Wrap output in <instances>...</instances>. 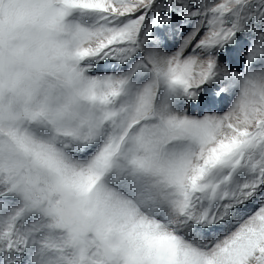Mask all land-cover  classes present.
<instances>
[{
    "label": "snow or ice",
    "instance_id": "6c2138e0",
    "mask_svg": "<svg viewBox=\"0 0 264 264\" xmlns=\"http://www.w3.org/2000/svg\"><path fill=\"white\" fill-rule=\"evenodd\" d=\"M0 264H264V0H0Z\"/></svg>",
    "mask_w": 264,
    "mask_h": 264
}]
</instances>
